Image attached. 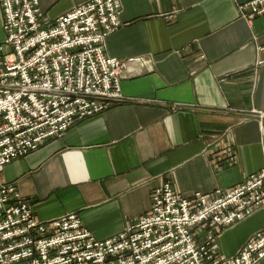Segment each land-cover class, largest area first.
<instances>
[{
  "label": "crops",
  "instance_id": "1",
  "mask_svg": "<svg viewBox=\"0 0 264 264\" xmlns=\"http://www.w3.org/2000/svg\"><path fill=\"white\" fill-rule=\"evenodd\" d=\"M86 1L38 0L47 20ZM249 1L118 0L122 26L104 52L148 62L123 70L127 100L4 166L0 184H15L36 220L76 213L105 240L146 215L163 182L189 197L264 169V135L250 114L264 113V15L240 17L237 6ZM263 229L264 212H255L217 237L219 254L235 255Z\"/></svg>",
  "mask_w": 264,
  "mask_h": 264
},
{
  "label": "built area",
  "instance_id": "2",
  "mask_svg": "<svg viewBox=\"0 0 264 264\" xmlns=\"http://www.w3.org/2000/svg\"><path fill=\"white\" fill-rule=\"evenodd\" d=\"M237 10L251 22L264 15V0ZM0 12L1 173L75 124L124 103L123 70L148 62L104 52L106 38L122 26L118 0H89L54 20L45 19L38 0H0ZM250 114L264 135V113ZM225 153L233 163V149ZM258 211L264 212V169L230 189L189 197L163 182L151 191L146 215L97 240L76 213L36 220L16 185L3 183L0 264H257L264 259V229L231 257L219 254L216 239Z\"/></svg>",
  "mask_w": 264,
  "mask_h": 264
}]
</instances>
